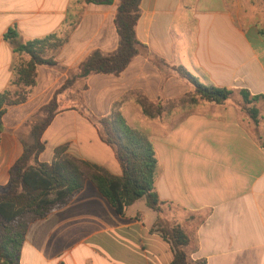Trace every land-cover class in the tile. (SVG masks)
Listing matches in <instances>:
<instances>
[{"label":"crops","instance_id":"obj_1","mask_svg":"<svg viewBox=\"0 0 264 264\" xmlns=\"http://www.w3.org/2000/svg\"><path fill=\"white\" fill-rule=\"evenodd\" d=\"M111 1L0 0V93L13 62L3 40L7 28L15 26L22 40L55 32L67 38L59 68L38 67L31 96L2 117L0 187L22 154L26 120L90 51L115 50L118 0ZM135 34L150 57L136 55L118 77L93 74L85 89L66 91L67 104L42 134L39 161L50 164L54 150L66 145L67 155L120 177L114 150L95 122L118 105L156 152L164 218L191 234V258L264 264V122L249 123L231 101L181 103L191 86L171 68L181 66L205 84L264 96V0H141ZM141 100L162 103L159 116L146 118ZM259 105L261 116L264 102ZM134 118L137 125L128 122ZM156 216L142 199L117 212L86 180L66 205L28 224L17 264H169L172 250L153 229Z\"/></svg>","mask_w":264,"mask_h":264},{"label":"trees","instance_id":"obj_2","mask_svg":"<svg viewBox=\"0 0 264 264\" xmlns=\"http://www.w3.org/2000/svg\"><path fill=\"white\" fill-rule=\"evenodd\" d=\"M85 3L110 4L111 0H82ZM141 0H118L114 25L117 46L111 52L90 51L80 63L68 71L67 79L51 99L42 105L25 122L29 128L28 138H21L22 154L9 170V179L0 187V264H17L21 244L28 224L43 218L50 212L66 205L83 188L86 180L119 213L137 200H144L147 207L156 213L153 229L170 244L173 258L169 264H206L204 259L193 260L194 242L185 228L178 223L166 222L165 203L157 193L155 182L158 176L156 152L148 136L130 126L118 105L110 113L95 119L101 139L114 150L121 167V176L114 177L105 170L90 165L65 153L66 145L54 150L50 164L40 162L43 151L42 134L55 114L62 108V95L69 89H85L87 78L93 74L118 77L136 55L149 56L145 45L135 34L140 16ZM13 54L11 76L6 88L0 93V135L4 130L2 117L13 106L23 104L31 96L40 66L59 68L57 56L67 38L55 32L41 38L22 40L17 29L9 27L3 34ZM155 63L169 66L162 59ZM177 75L191 86L180 102L195 104L198 101L225 104L234 103L244 118L254 125L264 122L263 95H251L246 89H229L202 83L181 66L171 67ZM81 97H79V101ZM142 114L148 119L159 116L162 103L139 102Z\"/></svg>","mask_w":264,"mask_h":264},{"label":"rangeland","instance_id":"obj_3","mask_svg":"<svg viewBox=\"0 0 264 264\" xmlns=\"http://www.w3.org/2000/svg\"><path fill=\"white\" fill-rule=\"evenodd\" d=\"M66 104H67V102H64V101H63V97H62V105H61L62 108L65 107ZM130 120H131V122L128 121L130 124H132V125L136 124V125H137L139 119L137 120V118H134V119H130ZM185 230H186V229H185ZM188 230H189V229H188ZM186 231H187V230H186ZM190 231H192V230H190ZM187 233H188V231H187ZM188 234H189V233H188ZM189 235L191 236V234H189Z\"/></svg>","mask_w":264,"mask_h":264}]
</instances>
